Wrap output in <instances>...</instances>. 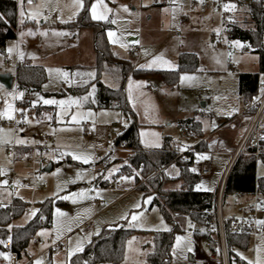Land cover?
I'll use <instances>...</instances> for the list:
<instances>
[{"label": "rangeland", "instance_id": "obj_1", "mask_svg": "<svg viewBox=\"0 0 264 264\" xmlns=\"http://www.w3.org/2000/svg\"><path fill=\"white\" fill-rule=\"evenodd\" d=\"M249 2L246 0L244 4L232 7L236 8V23L243 28L255 26L248 14ZM18 4L21 27L18 37L7 40L4 49L0 48V73L14 76L19 61L20 64L44 66L47 79L40 91L29 93L19 90L15 80L11 88L0 82V121L4 123L0 126V204L6 205L14 195L10 185L21 183L28 177V170L31 171L27 155H21L22 151L47 146L50 157L59 155L58 163L51 170H44V164L37 166L40 178L45 179L47 185L39 189L35 198L54 200L52 225L38 231L41 243H31L22 262L27 263L33 255V264H36L41 261L36 257L40 250L61 242L59 253L53 257L54 264H66L105 228L124 226L138 232L126 240L118 264H147L155 232L170 230L173 226L158 206H152V194L145 195L139 189L124 192L108 188L107 183L127 174L135 179L137 188L148 181V177L130 162L134 151L115 144L116 136L133 116L116 106H93L97 103L98 92L94 29L90 26L74 28L66 26L67 23L75 21L88 4L90 20L108 24L106 34L114 54L138 70H149L147 75L141 76L130 73L125 80L127 103L138 123L140 145L150 150L167 145L178 150L176 159L186 160L192 154L195 157L193 169L197 173L205 159L211 160L214 175L201 176L198 183V188L208 191L216 189L229 160V155L221 149L227 145L234 148L237 143L234 141L242 124L236 118L241 102L239 74L260 73L257 47L250 44L252 48L245 50L241 47L242 41L237 40L232 60L237 71L230 70L225 47L215 39L219 31L217 17L210 10L191 11L187 0L160 5L153 0H82V7L75 0H35L31 4L18 0ZM94 4L96 14L105 19L93 18ZM48 12L52 14V20L47 19ZM33 13L38 15L33 18ZM184 16L188 18L184 19ZM109 33L113 35L110 37ZM131 37L137 38L132 42L137 46L135 51L129 48ZM262 42L264 45V34ZM182 53L195 54L197 67L182 70L172 84L160 71L176 70ZM156 57L160 60L152 63ZM184 76L194 79L182 80ZM261 78L264 73H260ZM99 79L112 88H118L120 84L108 73L101 74ZM83 85H88L83 94L71 92ZM23 99L30 101L29 107L18 104ZM45 100L57 103L46 104ZM41 105L44 112L38 116L35 106ZM23 113L28 124L19 126L17 122ZM189 119L200 123L199 132L192 131L187 124ZM232 126L234 130H229ZM182 129L186 134H182ZM40 132L45 137H39ZM213 134L220 136L219 147L213 143L215 138H208ZM202 139L209 141L203 151L209 149L212 142V154L195 152L193 146ZM188 148H191L190 153L183 152ZM8 149L13 153L9 154ZM97 152L107 155L110 162L103 165L95 161ZM257 167L258 176H264V164L260 161ZM179 172L174 159L165 169L168 177L165 188L180 187ZM98 175L104 180L102 184L97 180ZM15 195L32 200L28 189ZM262 201L264 205V198ZM251 203L250 196L228 195L225 212L227 216L240 218ZM136 204L140 207H135ZM132 215H137L138 219L133 221ZM28 218L29 215L24 214L15 224H24ZM259 219L264 222V214ZM90 224L92 229L88 228ZM180 225L175 232L171 260L166 264H193L190 256L202 253L201 240L195 236L196 225L188 217L182 218ZM178 236L183 238L179 246ZM236 254L246 263L264 264V230L259 231L255 239L251 237L247 248L236 249ZM232 264L242 263L235 260Z\"/></svg>", "mask_w": 264, "mask_h": 264}, {"label": "trees", "instance_id": "obj_2", "mask_svg": "<svg viewBox=\"0 0 264 264\" xmlns=\"http://www.w3.org/2000/svg\"><path fill=\"white\" fill-rule=\"evenodd\" d=\"M248 14L255 26L243 28L235 23L234 37L248 40L252 46L257 47L256 51L260 54L259 65L260 73H264V45L262 37L264 34V0H251L248 3ZM247 19L245 20V22ZM66 26L81 28L90 26L94 29V48L97 56V103L94 107H119L127 115L133 116V120L118 133L115 139L116 146L131 148L134 153L130 157V162L140 170V173L148 177V181L142 183L139 188L145 195L152 194V206L160 208L167 222L172 224L170 230H160L155 232L153 249L149 253L147 264H166L171 260V248L174 242L176 230L181 228L180 221L188 217L196 225L195 236L198 239L207 238L211 242L214 240V231L208 224V219L204 217L203 211L211 206V191L198 188L201 176L193 171L195 157L189 154V159H176V152L165 145L161 149L150 150L147 152L138 151L141 148L138 139V123L134 113L129 108L125 93V80L130 73L136 76L147 75L149 70H138L132 63L120 60L112 51L107 38L106 28L108 24L94 22L88 17V4L81 11L79 17ZM18 28V2L17 0H0V48L5 47L7 40L15 39ZM197 56L193 53H182L180 56L179 67L172 71H160V74L170 83L174 84L179 73L185 69L197 67ZM108 73L114 75L119 81L118 88H112L104 84L99 78L101 74ZM260 73H240L239 74V93L244 98L253 97L260 82ZM47 79V71L44 66L36 64H20L16 71L17 88L29 93L40 91ZM88 89V85H83L72 89L74 94H83ZM23 107H29L30 101L23 99L18 102ZM44 106H35L38 116L42 115ZM192 131H200V123L194 119L187 120ZM208 142L201 141L195 150H203L208 146ZM180 170L178 178L182 183L179 188H165L168 177L165 175L166 167L172 162ZM260 161L264 164V141L261 144ZM160 170L159 172H157ZM100 177V176H99ZM257 178V159L255 156L242 155L234 165L228 178L226 195H233L236 191H243L251 194L255 190ZM258 187L264 194V176L258 177ZM204 193H207L204 196ZM29 203L23 199L15 197L11 203L0 204V264H9L10 248L15 251L22 259L27 253L34 235L42 228L40 219L42 214L36 213L24 223L15 224V221L25 214V209ZM42 213L47 216L48 224L52 225V212L54 200L47 198L40 202ZM137 229L124 226L108 227L86 246V248L71 257L66 264H98L100 262L111 261L118 264L123 257L125 242ZM229 247L231 261L237 260L242 264H249L241 261L236 249L247 248L250 244L251 235L247 233H229Z\"/></svg>", "mask_w": 264, "mask_h": 264}, {"label": "built area", "instance_id": "obj_3", "mask_svg": "<svg viewBox=\"0 0 264 264\" xmlns=\"http://www.w3.org/2000/svg\"><path fill=\"white\" fill-rule=\"evenodd\" d=\"M35 0H32V3ZM156 4H163L167 2H173L177 0H153ZM189 3V9L191 11L197 10H210L213 15H215L219 21L218 27L219 31L216 34L215 39L221 42L226 51V60L230 70L237 71L234 69V64L232 62L235 51L237 50L236 41L239 38L234 37V29L236 23V16L232 8L236 4H244L246 0H187ZM251 1V0H249ZM29 3L28 0H25ZM225 5H228L225 8ZM234 14V15H233ZM46 17L48 20H52V14L47 13ZM246 20V19H245ZM244 20V21H245ZM241 47L245 50H250L252 47L248 40H242ZM129 48L132 51L137 49L135 43H130ZM241 102L239 104L238 112L236 118L241 120L244 124L243 131L235 145L232 147H223V152L229 155V160L222 171L217 183L216 189L211 191V206L203 211L204 217L208 219L209 226L214 231V240L211 242L209 239H201V246L206 249V264H232L230 256L229 247V233H247L255 239L259 231L264 230V223H261L260 216L264 214V205L262 198L264 194L258 187V174L255 183V190L251 194H247L243 191H236L233 196L236 198L250 196L252 203L250 204L249 210L244 213L242 217L227 216L225 212L226 205V187L228 178L231 171L242 155H253L257 159V164L260 162V151L261 144L264 141V78L260 79L258 91L251 98H242L240 96ZM4 123L0 121V126ZM28 124L26 114H22L20 120L17 122L19 126H26ZM182 134H186V131L182 129ZM39 137H45V135L40 132ZM47 138V137H46ZM48 139V138H47ZM49 148L47 146H36L28 149L27 160L31 164V172L28 177L24 178L20 184L12 185L13 192H19L21 189H28L32 193H35L39 188L47 185L45 179H41L39 176L38 165L42 166L52 164V166L59 161V155L56 153L53 156L48 155ZM141 152L150 151L148 148L141 147L138 149ZM177 152L178 150H173ZM183 152H191V148H188ZM196 153L200 151H195ZM8 153L12 154V150L8 149ZM202 153V152H200ZM212 154L213 152H207ZM95 161L102 162L103 165H107L110 162V158L107 155H101L96 153ZM45 166V167H46ZM44 167V168H45ZM158 170L157 172H159ZM200 176L211 177L214 174V169L212 167L211 160L205 159L199 168ZM128 177V179H124ZM138 185L131 174L119 177L114 180L113 183L108 184L110 190H121L124 192L133 191L137 189ZM207 193H204L206 196ZM41 213L42 217L40 219V226L46 227L48 224L47 216L42 213L40 205L34 202H30L26 209L25 214L33 216L36 213ZM92 229V225L88 226ZM32 243L40 244L41 239L38 235L33 236ZM10 248V262L9 264H24L22 259L19 258L18 254L11 250L10 242L7 243ZM62 247L61 242H56L44 250H40L36 255L37 258H41V264H54L53 256L59 253ZM34 256L28 258V262L25 264H33Z\"/></svg>", "mask_w": 264, "mask_h": 264}, {"label": "crops", "instance_id": "obj_4", "mask_svg": "<svg viewBox=\"0 0 264 264\" xmlns=\"http://www.w3.org/2000/svg\"><path fill=\"white\" fill-rule=\"evenodd\" d=\"M21 1H23V2H25V0H21ZM178 1H180V0H177V1H173V2H167L168 4H175V3H177ZM17 2H18V0H17ZM26 3V2H25ZM156 4V3H155ZM163 4H165V3H163ZM156 5H160V4H156ZM188 5H189V3H188ZM18 6H19V4H18ZM188 18V16H184V19H187ZM20 27L21 26H19V23H18V28H17V36H16V38L18 37V30L20 29ZM15 38V39H16ZM130 39H132V42L133 41H136L137 40V38L136 37H131ZM132 42H130V43H132ZM4 49V48H3ZM27 64V63H26ZM18 65H20V63H19V61L17 62V67H18ZM17 71V70H16ZM14 80L16 81V73H15V75H14ZM17 85V84H16ZM27 99H29V98H27ZM30 100V99H29ZM44 112V111H43ZM227 123H229V122H227ZM241 128L239 129V131H238V136H237V138H236V140L234 141V142H236V141H238V139H239V137H240V135H241V133H242V131H243V128H244V124L242 123L241 124V126H240ZM184 130V129H183ZM229 130H234V126H232V127H230L229 128ZM185 131V130H184ZM211 137H213V138H215V140H214V144L215 145H217L218 147L221 145V141L219 140V137L220 136H218L217 134H213V135H211L210 137H208V138H211ZM207 139V138H206ZM204 139H202L201 141H203ZM201 141H199L198 143H200ZM198 143H196L193 147H196V145L198 144ZM212 142L209 144V149H207V150H205V151H203V150H199L200 152H202L201 154L203 155V154H209V153H207V152H213L212 151V149H210V148H212ZM236 144V143H235ZM142 147V146H141ZM190 147H192V146H190ZM226 147V146H225ZM227 147H231V146H228L227 145ZM222 150V149H221ZM28 150H26V152L25 151H22L21 152V155H23V154H25V155H28V152H27ZM54 166V165H53ZM53 166H52V168H53ZM258 168V167H257ZM45 169V168H44ZM30 170H28V176H29V174H30ZM257 174H258V170H257ZM214 175V174H213ZM100 175H98V182H100V184H102L101 182L102 181H104V180H101V178L99 177ZM27 177V176H26ZM26 177H24V178H26ZM259 177V176H258ZM23 178V179H24ZM100 178V179H99ZM22 179V180H23ZM101 180V181H100ZM15 184H20V183H13V184H11L10 185V190H11V192L14 194L13 196H12V198H11V200L7 203V204H9V203H11V201L15 198V197H19V198H21V199H23L26 203H30V202H34V203H36L37 205H39L40 204V202H42V201H44L45 199H47V198H35V197H37L36 195H37V193H38V191H39V189L35 192V193H32L30 190H29V192L31 193V197H32V200L30 201H28V200H26L25 198H22V197H20V196H17V195H15V194H18L19 192H13L12 191V185H15ZM107 186H108V183H107ZM200 189V188H199ZM25 190H27V189H25ZM206 191H208V190H206ZM42 197V196H41ZM245 212H246V210H245ZM244 212V213H245ZM243 213V214H244ZM29 218H30V216H29ZM28 218V219H29ZM27 219V220H28ZM26 220V221H27ZM34 244V243H33ZM34 245H37V244H34ZM201 251H202V253L198 256L196 253H194V254H192L191 256H190V260L193 262V264H199V263H204V262H206V249H204L202 246H201ZM54 257V256H53ZM53 261H54V259H53Z\"/></svg>", "mask_w": 264, "mask_h": 264}, {"label": "snow or ice", "instance_id": "obj_5", "mask_svg": "<svg viewBox=\"0 0 264 264\" xmlns=\"http://www.w3.org/2000/svg\"><path fill=\"white\" fill-rule=\"evenodd\" d=\"M28 2L31 4L32 3V0H28ZM76 3H78L80 5V7H82V0H75ZM228 5H225V8H227ZM92 13H93V18L94 19H105V17L103 15H97L96 14V5L94 4L92 6ZM23 15V13H22ZM38 15V13H33V18H35V16ZM113 35V33H109V36L111 37ZM9 51H11V49H9ZM157 60H160V57H156L154 58V60L152 61V63H156ZM164 63H168L167 61H165ZM143 67V66H141ZM182 80H185V79H194L193 77H188V76H184V77H181ZM44 103L46 104H55L57 103V101H54V100H45ZM60 104H64L65 101H59ZM73 120H76V116H73L72 117ZM19 142H22V141H19ZM76 158H79V157H76ZM203 158V157H202ZM84 162L87 163L88 160L87 159H84ZM59 171V170H57ZM193 171H195V169H193ZM124 179H128V177H124ZM151 198H149L150 200ZM135 207L139 208L140 205L139 204H136ZM138 219L137 215H132V220L133 221H136ZM261 223H264V222H261ZM183 238L182 237H177L176 238V241H177V246L180 245V242ZM0 243H2V241H0ZM190 250V249H189ZM0 255H5V258H7V255L6 254H2L0 253ZM36 264H41V261H37ZM249 264H251V262H249Z\"/></svg>", "mask_w": 264, "mask_h": 264}, {"label": "water", "instance_id": "obj_6", "mask_svg": "<svg viewBox=\"0 0 264 264\" xmlns=\"http://www.w3.org/2000/svg\"><path fill=\"white\" fill-rule=\"evenodd\" d=\"M132 42V39H130ZM14 81V76L11 73H0V82L4 84L7 88H11ZM52 169V164L45 167L44 170L49 171Z\"/></svg>", "mask_w": 264, "mask_h": 264}]
</instances>
